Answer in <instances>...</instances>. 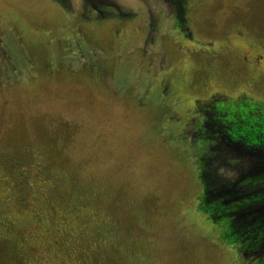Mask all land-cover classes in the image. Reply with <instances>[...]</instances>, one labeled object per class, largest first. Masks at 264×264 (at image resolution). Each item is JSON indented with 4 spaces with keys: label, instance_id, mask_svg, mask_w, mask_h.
I'll list each match as a JSON object with an SVG mask.
<instances>
[{
    "label": "rangeland",
    "instance_id": "1",
    "mask_svg": "<svg viewBox=\"0 0 264 264\" xmlns=\"http://www.w3.org/2000/svg\"><path fill=\"white\" fill-rule=\"evenodd\" d=\"M0 23V33L19 37L37 66L14 79L3 78L0 69L1 158L10 170L11 158L25 152L30 165L38 160L45 167L42 180L32 179L35 189L28 183L27 196H62L61 257L69 264L87 258V246L73 239L78 220L94 226L110 219L143 231L145 239L121 245L108 264H133L135 256L146 255L157 264H225V247L198 242L194 231L179 235V222L192 212L199 192L193 162L205 171L202 181L210 188L233 185L229 197L239 196L253 179L263 181L264 171L238 181L245 159L220 150L214 117L206 128L185 132L194 143L212 146L195 158L188 139L175 134L161 143L151 129L169 115L177 118L171 132L181 131V115L199 127L198 119L208 120L206 106L199 113L197 108L215 92L233 97L214 104L227 108L226 120L239 110L264 117V59L252 76L241 57L254 47L263 56L264 0H0ZM234 29L241 34L227 37ZM75 42L89 55L72 58ZM119 74L126 77L123 86L114 84ZM157 81L167 82L165 90L173 93L168 106L146 99ZM14 180L22 181L0 171V195ZM28 197L25 205L0 203V209L8 207L14 217L29 209ZM3 235L20 241L17 231ZM28 241L25 262L37 252L44 264H56L32 237ZM0 254V264L22 263L7 245Z\"/></svg>",
    "mask_w": 264,
    "mask_h": 264
},
{
    "label": "trees",
    "instance_id": "2",
    "mask_svg": "<svg viewBox=\"0 0 264 264\" xmlns=\"http://www.w3.org/2000/svg\"><path fill=\"white\" fill-rule=\"evenodd\" d=\"M181 12V7H179L178 16L184 24L185 20L182 19ZM230 31L231 34H234L233 30H229L228 32ZM8 32L10 34L5 31H2L0 33V59H2L3 51L10 52L12 46H14V48H22L23 46L21 45L20 41H17L19 40V37L15 36L10 31ZM241 32L242 31H240V33ZM47 39L49 40V42L51 41L49 38ZM17 44L19 47H16ZM78 52L79 54L85 55L84 53H86L89 55V50L87 48L80 45V43L75 42V48L71 52L72 58L75 57V54H77ZM91 54L94 55L93 53ZM118 76V82L122 80L124 83L123 85H125L127 83L126 77L123 74H119ZM141 86L144 89L148 88V85L144 83V81ZM165 92L167 93L165 88H163V95L165 94ZM172 96L173 93L171 92L168 95V98H171ZM224 96L225 97L221 102L217 101L218 104L225 103L227 99L233 98L227 94H224ZM241 96H237V98ZM146 99H150L149 95L146 97ZM206 108H209V110H207L206 112L208 115V121L200 122L198 119L199 126L202 129L206 128L209 125V121H211L213 117L216 119L220 117L224 118L225 120V117L228 113L227 108L224 107L216 108L214 111H212V108H210L208 105H206ZM198 109L199 108H197V110ZM200 111L201 109L198 110V113ZM251 116H253L252 112H245L244 114L239 110L237 111L235 116L226 120V125L229 129V132H222L221 130L222 141L219 147L220 150H222L226 156H232L233 154H242L240 156L245 159L244 163L246 165V170H244V173L238 174V181L246 179L247 176H256L260 172L264 171V117L261 116L260 119H255ZM182 119L183 118L181 115L179 122H181ZM213 120L215 121V119ZM176 121L177 118L175 116H167L165 122L163 123L164 130L166 128V122L173 123ZM191 126H193L194 128L193 132L196 133V130L199 129V127H196V122L190 123L189 125L185 126L184 129H190L189 127ZM159 130V132H161L162 128L159 127ZM175 134L184 137L183 139L185 141L186 139H188V142L191 141L190 149L191 156L193 158L197 157L198 155H204L210 148H212V146L210 145L201 144L200 146L197 143H194L192 139L185 134V132H173V135ZM162 135L164 136L165 134L163 133ZM166 135L167 137H170L169 134ZM202 136L204 137V139H208L206 134ZM214 147L216 148L217 146L214 145ZM239 160H241V158H239ZM193 164L197 169L196 177L199 186V192H197V195L195 197L192 212L190 210L186 213L184 226L187 232L194 231L196 235H200L201 237L206 236L213 238L214 235L217 241H219L221 245L227 249V260L225 261L227 262L226 264H263L264 180L255 181L253 179L254 182L247 183L246 186H241L242 192L239 196L229 197V192L233 190V187L231 188V186L233 185L228 186L226 184H220L217 181V179L220 177L214 176L213 181L218 184L210 188L209 185L205 184L202 181V178L205 177V171L201 169L199 162L194 161ZM212 196H216L219 199L213 201L214 199L212 198ZM233 202L236 203L235 206H233ZM115 221L116 220L108 219V221L106 222L107 226L103 228L104 230H106L104 237H99L97 234V231L101 226H92L83 224V222L78 221V225L76 227V233L78 235H81L83 238L84 235H86V244H90L91 241L96 240L100 242L99 245L101 249H105L108 245L112 247L109 253L103 254V264H108V262H110V256L124 243H128L132 246L138 245L135 244L137 240L129 238V235L136 236L138 233H140V239H145L143 237V231H131L125 226L116 224ZM193 221L196 222L197 226H200V232H197L195 230L196 227L194 226ZM37 256H39V254H37ZM137 257L138 256H135V258L132 259L133 264H136L135 259ZM42 260L44 262V258L41 256L40 261ZM27 263L28 262H25V264Z\"/></svg>",
    "mask_w": 264,
    "mask_h": 264
},
{
    "label": "flooded vegetation",
    "instance_id": "3",
    "mask_svg": "<svg viewBox=\"0 0 264 264\" xmlns=\"http://www.w3.org/2000/svg\"><path fill=\"white\" fill-rule=\"evenodd\" d=\"M0 25L2 26V23H0ZM233 33L235 35L241 34L237 29H234ZM226 34L227 37H229L231 31L227 32ZM79 36L80 35H78L77 37ZM16 47H19L18 44ZM256 52L257 50L254 47V49H252L250 53L248 51L245 52L247 53L246 57L244 55L241 56L242 59L247 61V63L251 66V68L249 69L252 76L257 75L256 71H259L261 69L259 61L262 58L264 59V53L262 57H259L256 54ZM247 58L250 60H248ZM36 67L37 66L34 64V61L32 59H29V55L27 52H25L24 46H22V48L21 47L14 48V46H12L10 52L3 51L2 59H0V69L2 70V73L5 75V77L3 78L14 79L19 77V75H22L23 74L22 72L24 70L26 72V69H29L30 71ZM140 82L143 83V81ZM116 84L123 85L124 83L121 80L120 82L116 81L115 85ZM167 87H169V84L167 82L157 81L155 87L148 92L149 97L152 100L156 101L155 105H157V103H160V105H164V106H168L171 104L172 97L168 98V95L171 93L169 90L167 91L166 98L163 99L164 96L163 88L166 89ZM224 97H225L224 94L219 92H215L214 94H209V96L206 99L202 100L199 109L208 105L210 108H212V111H214L216 109L214 107V104L217 103V101L221 102L224 99ZM207 110H209V108L204 109V115H207L206 113ZM215 122L218 124V128L220 132L221 130L222 132H229V129L226 125V119L224 120V118L219 117V121L215 119ZM163 123H161V126L160 124L159 125L154 124L153 129H151L153 130L156 139L161 143L169 142L173 139V132L170 131V127L171 125L176 124L177 121L173 123L166 122L165 130L163 129L164 127ZM179 123H181L182 128L180 130L182 132H193L194 128H190L187 130L184 129L185 126L189 125L190 123H193L191 117L190 118L186 117L185 119H182V121ZM159 127L162 128L161 132L165 134L164 136L162 135L163 133L159 132L160 131ZM201 129L202 128H200L199 126V129L197 130H201ZM166 134H169L170 137H167ZM11 161L13 163V169L8 170V168H10L8 159L2 160L0 154V171H4L6 174L10 172L14 173L19 181L22 180L20 181L22 184L19 183L17 180L16 181L14 180L13 182L7 184L6 190L8 192L6 193L2 192V194L0 195V203L2 205H6L12 202L11 206L12 205L14 206V204H19L20 202H22L25 205V203H27V201L25 200L28 197L27 196L28 194L27 188H29L28 183H31V188L35 189L37 186L32 183V179L42 180L45 172V167L38 160L36 163H32V165H30L28 163L29 160H27L25 157V152L17 155V157L11 158ZM19 165H21L22 167H19ZM11 180H13V178ZM2 186L3 183L1 184L0 188H2ZM50 194H55L52 196L51 201L46 200L42 196H32L31 198L28 197V200H30L29 209H25V211L23 212L17 210V213L14 217L8 211V207L6 208L2 207V210L0 209V253L3 247L7 245V247L13 249V253H15L22 260V263L25 264V243L28 245L29 243L28 239L32 237V240L36 242L37 248H43L48 260L55 261L56 264H69L61 257V255H63V251L61 249V239L57 237V233H59L60 231L59 230L60 221L66 218L65 209L59 210L57 207V204L61 202L62 196L57 195L55 192H52ZM32 205L37 207L36 211L32 209L31 207ZM17 206L19 207V205ZM78 221L76 222L75 219L76 227L78 225ZM179 224H180L179 235L188 236V232L184 226V221L181 220ZM98 226H101L97 231L98 236L104 237L106 230H104L103 228L107 226L106 222L100 220V224ZM35 230L39 232L38 236L35 233ZM8 231L19 232L21 234L20 241H17L8 235H3V232H8ZM30 233H32L31 236ZM129 238L137 241L144 240V239H140L141 238L140 233H138L136 236L129 235ZM194 238L201 243H206L209 245H219L223 247L221 243L217 241L214 235L213 238L212 237L205 238L195 234ZM73 239L75 241H78L79 244L87 246L88 248L87 258L86 259L84 258L81 264H103V254L109 253L112 248L110 245H108L105 249H101L99 245L100 242L96 240L91 241L90 244H86V235H84L83 238L81 235L76 234V236H73ZM55 252H57L58 254ZM37 257H38L37 252H35L31 260L28 259L27 264L30 263L44 264L43 260L40 261L41 259H38ZM42 257L44 258L43 255ZM135 261L136 264H157L153 259L146 256H138L135 259ZM224 263L226 264L227 262Z\"/></svg>",
    "mask_w": 264,
    "mask_h": 264
}]
</instances>
